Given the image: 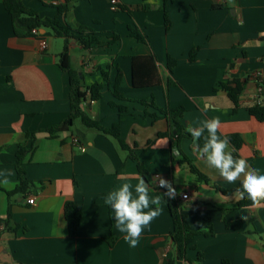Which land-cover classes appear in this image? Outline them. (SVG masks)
Listing matches in <instances>:
<instances>
[{
	"label": "crops",
	"instance_id": "0c3cea01",
	"mask_svg": "<svg viewBox=\"0 0 264 264\" xmlns=\"http://www.w3.org/2000/svg\"><path fill=\"white\" fill-rule=\"evenodd\" d=\"M23 1L42 17L59 18L73 28L88 27L103 40L113 32L121 36L112 46L89 50L71 41V63L86 86L104 84L102 98H88L83 111L105 128L119 124L122 138L147 175L143 177L138 162L114 137L86 127L81 119L70 131L53 136L44 133L71 114L70 77L59 65L66 42L49 29L17 37L12 17L0 0V219L9 220L12 228L19 226L17 231L0 226V264H166L175 253L166 196L163 211L145 229L136 248L114 227V213L104 203L109 192L125 182L135 185L141 177L154 189L150 195L163 194L167 190L159 188L157 176L176 189L174 200L191 229L206 218L212 220L214 235L191 239L188 260L200 264L201 253V264H222L223 260L264 264V206L240 208L235 192L224 195L219 191L218 186L235 190L241 180L228 183L207 167L193 149V138H182L180 150L176 148V138L170 136L176 131L170 122L160 110L141 104L154 102L160 109L183 106L186 112L180 121L185 129L219 117L218 135H240L244 142L239 158L264 175V121L249 112L252 106L264 105V0H233L232 4L228 0H168L165 9L163 0H118L116 10L112 0ZM66 4L70 9L58 15L54 6ZM134 26L147 43L130 35L129 28ZM43 41L48 43L46 50L41 47ZM148 55L156 58L162 84L135 88L133 57ZM169 58L177 61L174 69H169ZM119 70L125 99L113 94ZM103 71L109 74V83ZM233 80L246 82L236 112L221 87ZM119 106L126 111L121 112ZM21 147L26 150L24 177L33 185L11 197L9 193L19 184L16 161ZM230 147L235 149L231 143ZM181 152L209 182L199 180L189 165L181 163ZM184 192L189 193L186 201L180 197ZM32 198L35 202L29 204ZM69 201L83 208L75 237H70L65 219ZM111 237L115 238L113 247L107 241Z\"/></svg>",
	"mask_w": 264,
	"mask_h": 264
},
{
	"label": "trees",
	"instance_id": "16d2710c",
	"mask_svg": "<svg viewBox=\"0 0 264 264\" xmlns=\"http://www.w3.org/2000/svg\"><path fill=\"white\" fill-rule=\"evenodd\" d=\"M164 6L163 9L166 8V4L168 0H163ZM4 4L6 10L12 17L14 32L17 37H26L28 36L34 29H49L52 31L55 37L63 38L66 42V47L64 51L60 54L59 65L60 67L69 73L70 77V90H71V114L70 116L60 125L49 127L46 132L50 136L56 135L61 132L70 131L74 126L75 121L77 119H81L83 124L91 129H96L100 133L104 135H110L114 137L120 147L127 151L131 158L135 159L138 162V168L144 178H146L147 171L140 161L139 157L135 154L134 150L131 149L125 140L121 136L120 125L114 124L111 128H105L102 126L101 122L95 121L88 117L86 113L82 109V105L89 98L91 101H98L102 98V91L104 89L103 83H96L91 86H86L84 84L82 76L79 74L77 70L72 67L71 63V55H70V43L73 40L79 42L80 45L84 47V49L89 50L95 46H112L121 40V36L116 33H111L108 35L106 40L102 39L100 34H97L94 30L85 27L79 26L78 28H73L66 22H62L59 18H48L42 17L36 11L27 7L23 0H4ZM120 8V6H118ZM58 15L66 14V12L70 9V4L66 5H55ZM170 21L168 15L166 14V26L169 27ZM130 35L137 39L141 43H147L146 37L139 31L137 27H130ZM177 65V61L169 58L168 66L169 69H174ZM133 85L135 88H152L157 87L162 84V78L158 70L156 58L153 55L148 56H134L133 57ZM104 80L109 83L110 78L109 74L105 71L102 72ZM122 81V71L119 70L118 77L114 84L113 94L118 99H125L124 94L120 91V83ZM245 83L241 80H233L229 83H222L221 87L228 94V97L234 104V112H236L240 107V98L245 89ZM146 107H154L160 110L163 117H165L171 124L172 128L176 131V135L171 133V137L176 138L174 145L176 148L180 150V141L182 138H192L191 134L185 131V127L181 123V118L183 117L186 109L181 106L175 109H160L156 106L154 102L141 101ZM115 106L114 103H112ZM121 112L126 111V107L119 106ZM249 112L252 116H254L257 120L263 122L264 121V105L257 104L249 108ZM160 116L154 114V118H159ZM35 134H30V136H34ZM169 134H161L160 137L168 136ZM227 139L230 143L235 147L234 156L239 157L238 150L243 145V138L236 134L227 136ZM153 141L149 142L150 146ZM26 150L24 148H20L17 154L16 168L19 175V184L17 189L14 192L9 193L12 197L17 194H24L30 187H32L33 183L27 180L24 175L25 172L22 168L24 156ZM183 159L181 163H186L189 165L191 171L198 177L199 180H204L209 182L207 178L201 174V172L197 169V167L193 164V162L187 158L181 152ZM239 186L238 188H240ZM235 190H227L221 187H217L219 191H221L224 195H230L235 192ZM167 199V207L173 219L174 228L171 233L172 241L174 245L175 253L174 255L167 261L166 264H179L181 261H188L189 264H193L192 261L187 258V250L188 243L194 237L204 235L206 237H210L214 235L213 223L210 218H206L201 221L199 227L197 229H191L189 224L187 223L186 216L181 212L180 206L174 199ZM252 202L245 196L243 200L239 202V207H251ZM65 219L68 224V230L70 237H75L78 233V230L82 224L83 219V208L80 205L75 204L74 202H67L64 208ZM10 219V215H9ZM4 225L5 230L17 231L19 226L11 227L9 220L0 219V226ZM204 225L206 227V231H202L200 226ZM110 246L113 247L115 243V238H108ZM198 263L203 262V254L198 255L197 259ZM222 264H232L229 260H223Z\"/></svg>",
	"mask_w": 264,
	"mask_h": 264
},
{
	"label": "clouds",
	"instance_id": "9594fccd",
	"mask_svg": "<svg viewBox=\"0 0 264 264\" xmlns=\"http://www.w3.org/2000/svg\"><path fill=\"white\" fill-rule=\"evenodd\" d=\"M148 2L151 3L152 0ZM228 3L232 4L233 0H228ZM197 123L198 126L189 125L185 131L191 134L193 149L198 157L207 167L215 169L228 183L241 180V187L234 193L237 201L247 196L252 206H264V175L259 174L258 170L250 169L245 159L233 155L235 149L230 147V141L218 135L220 118L213 117ZM201 139L202 144L198 143ZM173 151L175 153V150ZM154 180L160 188L167 191L155 196L150 195L154 189L141 177L135 185L125 182L104 197V203L110 206L114 213V227L125 234L124 240L131 248L138 246L145 229L149 228L163 211L161 205L166 203L164 197L175 199L177 195L176 189L167 179L157 176ZM4 183L7 184L8 181L5 180ZM243 219L247 220V217ZM200 229L207 230L204 225H201ZM53 234H57L56 230ZM59 234L61 235L60 230Z\"/></svg>",
	"mask_w": 264,
	"mask_h": 264
},
{
	"label": "built area",
	"instance_id": "2783aa9c",
	"mask_svg": "<svg viewBox=\"0 0 264 264\" xmlns=\"http://www.w3.org/2000/svg\"><path fill=\"white\" fill-rule=\"evenodd\" d=\"M112 6H113V9H115V10L118 9L119 1H118V0H112ZM32 33L37 34V33H38V29H34V30L32 31ZM41 47H42L43 50H46V49L48 48V43H47L46 41H43V42L41 43ZM257 78H258L259 80L263 81V77H262L260 74L257 75ZM74 141H75L76 143L79 142V140H78L77 138H75ZM158 186H159V185H158ZM159 188H160V187H159ZM180 197H181L182 200H185V201H186V200L189 199V193H188V192H184V193H182V194L180 195ZM34 202H35L34 198L28 200V203H29V204H34Z\"/></svg>",
	"mask_w": 264,
	"mask_h": 264
}]
</instances>
